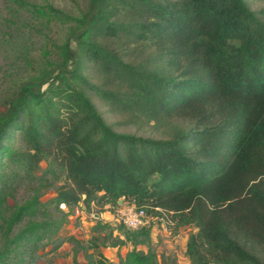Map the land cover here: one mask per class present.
Returning a JSON list of instances; mask_svg holds the SVG:
<instances>
[{
    "label": "trees",
    "instance_id": "1",
    "mask_svg": "<svg viewBox=\"0 0 264 264\" xmlns=\"http://www.w3.org/2000/svg\"><path fill=\"white\" fill-rule=\"evenodd\" d=\"M83 1L77 16L35 5L67 34L0 111V164L13 171L2 176L0 215L20 170L32 177L45 162L44 174L64 179L47 202L35 195L10 214L0 264L20 245L35 253L48 244L68 222L62 205L119 200L150 217L156 207L172 212L174 232L194 227L192 264H264V9L247 0ZM94 96L157 134L116 130ZM49 205L60 219L48 217ZM41 209L46 218L14 233ZM126 233L150 237L148 226ZM119 264L159 263L153 251L132 250Z\"/></svg>",
    "mask_w": 264,
    "mask_h": 264
},
{
    "label": "rangeland",
    "instance_id": "2",
    "mask_svg": "<svg viewBox=\"0 0 264 264\" xmlns=\"http://www.w3.org/2000/svg\"><path fill=\"white\" fill-rule=\"evenodd\" d=\"M254 10L264 9V0H247ZM53 4L72 15H79L85 7L83 0H0V111L4 110V99L18 84L29 75L40 71L47 64L43 52L53 49L52 42L61 43L67 34L68 27L60 23L49 22L35 9V5ZM48 56H51L49 54ZM94 100L107 121L118 131L132 132L138 135L157 134L152 124L124 123L125 117L110 110L109 106L94 96ZM12 144L20 147L22 140L17 136ZM47 166L42 163L32 177L20 170V181L14 195L8 199L0 217V247L4 245L6 220L17 206L35 195L41 202H47L56 195V189L64 181L63 177L44 174ZM13 175L12 167L7 163L0 164V186L3 174ZM96 206L87 210L83 204L73 207L62 205L67 213L68 222L48 244L41 245L32 253L24 245H20L7 257L6 264H91L98 259L108 264H119L120 256L125 257L132 250L157 255L159 264H192L187 255L189 236L196 231L187 226L173 231L158 220L152 221L148 228L150 237H128V228L118 217V206ZM49 218L60 219L61 210L49 205ZM43 210V211H41ZM34 217H26L14 227V233L24 228L31 220L46 218L44 209ZM123 244H115L118 240ZM120 253V255H118Z\"/></svg>",
    "mask_w": 264,
    "mask_h": 264
},
{
    "label": "built area",
    "instance_id": "3",
    "mask_svg": "<svg viewBox=\"0 0 264 264\" xmlns=\"http://www.w3.org/2000/svg\"><path fill=\"white\" fill-rule=\"evenodd\" d=\"M117 209L119 219L130 229L138 230L155 220L169 227L174 225L172 212L159 207H156L157 215L152 217L147 215L144 207H138L135 203H123Z\"/></svg>",
    "mask_w": 264,
    "mask_h": 264
},
{
    "label": "water",
    "instance_id": "4",
    "mask_svg": "<svg viewBox=\"0 0 264 264\" xmlns=\"http://www.w3.org/2000/svg\"><path fill=\"white\" fill-rule=\"evenodd\" d=\"M123 200H119V202H122Z\"/></svg>",
    "mask_w": 264,
    "mask_h": 264
}]
</instances>
